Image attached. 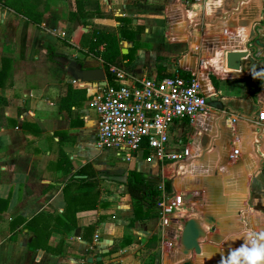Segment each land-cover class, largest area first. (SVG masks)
<instances>
[{"label": "crops", "instance_id": "crops-1", "mask_svg": "<svg viewBox=\"0 0 264 264\" xmlns=\"http://www.w3.org/2000/svg\"><path fill=\"white\" fill-rule=\"evenodd\" d=\"M75 1L45 0L41 21L33 22L27 21L17 6H13L14 0H0V198L7 201L6 209L0 212V264H146L143 251L140 250L137 260L128 250L135 242L131 233L142 224H148L152 217L136 218L125 182L110 177L124 173L115 172L109 165L108 152L116 154L115 151L99 148L95 143L96 113L90 102L98 85L81 81L68 65L104 68L101 57L91 49L95 25L113 26L117 32L121 27L124 31V36L120 31L118 35L120 52L125 53L124 58L121 55L120 66L125 80L175 73L184 75L190 73L188 67L202 73L206 69L208 72L202 78L210 81L217 99L223 104V109L218 110L225 114L218 122L209 118L206 126L209 128L208 125L211 127L214 123V129L206 130L201 137L202 154L198 160L202 165L207 164V168L202 169L200 165L195 174L190 173L181 181L185 174L178 172L183 161L172 163L177 168L171 189L184 193L187 202L186 213L179 220L182 234L185 218L198 223L204 220L209 223L208 227L215 224L213 231L205 228L211 236L215 234L216 222L208 217L212 214L218 219L216 201L229 202L230 206L232 200L243 195L245 206L239 207L238 212L248 209L247 180L246 194L237 192L234 198L224 192L228 193L223 186V182L226 185L224 179L230 177L224 170L229 166L228 160L238 171L242 166H238L240 162H246V167L250 168L248 161L252 155L250 162L252 160L255 168L248 176L252 175L256 184L264 177L261 170L264 165V118L259 117L264 109V92L260 95L264 84L257 97L254 95L262 77L254 73L260 71L264 62V0H239L241 7L254 3L255 8L234 21H223L222 25L218 18L209 16L207 0H86V10H99L104 16L94 12L71 20L70 10H75ZM260 6L263 7L261 13ZM212 10H216L215 5ZM178 26L181 29L173 33ZM195 36L197 43H194ZM224 42L230 47L252 48L251 56L242 59L239 70L228 69L220 56H216L217 50L222 52L220 47ZM216 58L217 61H213ZM221 67L231 75L221 74L218 70ZM247 77H250L249 86L243 95L232 80L242 83ZM228 80L232 82H226ZM246 101L251 106L241 103ZM213 108V112L219 113ZM184 125L192 128L185 144L188 146L193 138L200 139L195 134V124L189 119L172 124L169 140L171 135L179 138ZM228 126L231 136H228ZM243 135L253 136L252 141L243 139ZM248 140L251 147L246 145ZM177 141L181 142L180 138ZM227 146H230L229 153L223 154ZM169 147L175 150L174 146ZM234 148L239 149L237 153H233ZM258 149L261 152L258 153ZM138 157L119 158L133 161ZM139 158L144 159V156ZM212 164L213 177L208 174ZM104 167L112 170L105 171ZM94 179V186L90 183H87L89 187L77 185L81 180ZM197 181L205 184L199 185ZM66 184L69 185L65 187ZM67 207L70 208L68 213ZM76 207L80 209L75 213V224H71L72 211ZM84 207L86 209H81ZM189 209L192 210L187 211ZM240 219L244 224L242 217ZM242 227L240 232L228 234L225 239L231 245L222 246L220 252L222 248L242 244L243 239L237 236L249 231L248 227ZM127 229L132 232L126 233ZM205 229L196 237L198 244L214 243ZM162 236L164 243L159 264H178L175 262L176 249L170 253L174 246L169 248L165 243L163 225ZM194 253L189 250L183 259L191 261Z\"/></svg>", "mask_w": 264, "mask_h": 264}, {"label": "built area", "instance_id": "built-area-1", "mask_svg": "<svg viewBox=\"0 0 264 264\" xmlns=\"http://www.w3.org/2000/svg\"><path fill=\"white\" fill-rule=\"evenodd\" d=\"M188 70L189 78L175 73L125 80V72L111 65L110 71L116 75L119 84L115 86L107 82L105 86L98 85L90 102L96 113V145L102 149H113L125 159L144 156L146 161L164 158L191 160L186 168L197 162L194 159L202 154L201 137L210 129L206 126L208 118L212 116L213 121L218 122L225 113L218 109L215 110L219 113L213 112L214 108L208 104L210 93L202 85V71ZM259 117L264 118L263 110ZM183 119L195 124V134L200 139L193 138L191 145L177 153L168 145L169 130L172 124ZM238 150L234 148L233 153ZM168 198L167 192L163 191L160 202L163 234L166 245L169 248L174 246L170 253L176 249L177 254L183 248L180 242L182 224L179 220L186 213L184 206L187 202L184 193L172 195L171 203L167 201ZM184 255L176 258L175 262L183 264Z\"/></svg>", "mask_w": 264, "mask_h": 264}, {"label": "rangeland", "instance_id": "rangeland-1", "mask_svg": "<svg viewBox=\"0 0 264 264\" xmlns=\"http://www.w3.org/2000/svg\"><path fill=\"white\" fill-rule=\"evenodd\" d=\"M256 1L257 0H254L253 2H256ZM254 8H255L254 3H252L251 5L241 7L239 0H222V3L220 4V6L216 7V10H212L209 16H212L214 19L218 18L219 24L222 25L224 24L223 21H227V22L234 21L235 19L239 18V15L241 14L246 15L249 9L253 11ZM259 9L261 13L263 10V7L260 6ZM179 45L182 46V44H178V46ZM121 55H122V58H124L125 53ZM244 63H246V60L244 61ZM116 67L118 69H122L121 67H118V66ZM245 68H247V66H245ZM256 73H264V62H262L260 71ZM256 76L259 77L260 75H256ZM261 76H262L261 83L258 85L256 90L254 91L255 93L254 95H256V97H257L258 92L261 90L262 85L264 84V74H262ZM249 78L250 77L243 79L242 83H239L238 79L232 80L234 81L233 84L239 85V88L237 89H239L240 94L244 95L247 93L246 91H247V87L249 86L248 85ZM237 80L238 82H236ZM232 81L228 80L226 82L231 83ZM263 92L264 91H262L260 95L263 94ZM241 103L245 104L247 107L251 106V103L249 101L241 102ZM191 129H192L191 126L184 125L179 133L180 134L179 138L181 142L177 141L179 138H176L175 136L171 135L170 140H169L170 144L168 145L174 146L175 152L181 153L185 147V144L189 141V134H190ZM259 151L260 149H258L257 152L259 153ZM111 152H108L110 154L107 153L108 154L107 159H108L110 167L114 168L115 172L117 171L119 174H122L125 171H127L129 168H135V169L141 168L143 169L142 171L145 174V178L150 183V185L154 188H158L161 192V194L159 193L160 194L159 197H156L153 199L154 202L152 204H151L152 201H149V202L145 201V203H143L146 206H149L152 208V213H151L152 219L148 224L146 223H145L146 225L142 224L140 228H137L135 233H131L135 237V242L134 244H132L131 249L129 248L128 250L137 260H138L137 255H139L140 250H141V252L143 251V255L145 256L146 264H159V259L161 256V252L163 250V243H164V239L162 236L160 202L163 199L165 181H170V182L173 181L176 175L177 166H172V163L175 161H179L180 158H176V159L175 158H171V159L164 158L162 160H159L158 162L156 161L146 162L144 161V159L139 158L140 157L139 156L136 160L133 159V161H123L121 160V158H119L121 156L111 153ZM110 167L109 168L104 167V170L111 171L112 169ZM261 170L263 171V174H264V165L261 166ZM106 174H111V173H106ZM174 194H178V193L174 191L173 189H171L170 191H167V196H169L167 201H169V203H171V201L173 200L172 195ZM246 204L248 206V209L244 212H240L242 220L245 222L248 229L250 228L249 229L250 232L264 231V228H263L264 227V177L262 178V182L259 181L257 182V184L255 183V181L253 183L252 175L249 177L248 197L246 199ZM190 210L192 209H189L187 211H190ZM250 218L252 220H250ZM183 220L187 223V221L190 219L185 218ZM193 221L196 222L195 220ZM197 223L198 222H196L195 224ZM197 226L199 229L201 228L199 223L197 224ZM203 229L205 228L200 229V231H203ZM208 229L211 231L215 230V224L208 227ZM128 232H132V231L127 229L126 233ZM244 232L249 233V231L247 230H245ZM190 251L191 253H193L195 251V248L192 247Z\"/></svg>", "mask_w": 264, "mask_h": 264}, {"label": "trees", "instance_id": "trees-1", "mask_svg": "<svg viewBox=\"0 0 264 264\" xmlns=\"http://www.w3.org/2000/svg\"><path fill=\"white\" fill-rule=\"evenodd\" d=\"M13 6H17V9L23 13L28 19L27 21L33 22H40L43 12L45 11L44 1L45 0H14ZM17 2V3H16ZM88 3L86 0H76L75 1V10H70L69 19L73 20L79 16H86L89 14H93L94 12L97 13L98 16H104V12L102 11H91L90 9H85V5ZM96 7V6H95ZM118 32L120 31L123 34V30L121 27H118ZM116 27L109 26V25H95L93 30V41L91 42V49L94 51L95 55H98L103 60L104 69L106 72L107 81L109 84H113L117 86L119 81L114 73L110 71L111 65H116L118 67L122 64L121 59V52H120V37L118 35ZM99 45H102V48H99ZM129 55V52L127 53ZM126 54V55H127ZM184 76L187 78L190 77V73L186 72L183 73ZM172 75V74H169ZM163 77V76H160ZM74 91V90H73ZM72 90L69 91L71 94ZM122 177V175H121ZM123 181L122 179H120ZM92 186L96 185V179L94 180H81L77 184L78 187L84 186ZM69 184H66L68 186ZM126 190L130 194L133 200V207L135 212V217L138 219H148L152 216V208L146 206L145 201L149 202L152 201L151 204L154 202V198L159 197L161 194L158 188H154L150 185V183L146 180L145 174L142 171L136 169H129L127 171V180L125 181ZM77 187V188H78ZM164 191L171 190V182L165 181L164 183ZM96 192V191H95ZM160 193V194H159ZM6 202L4 199L0 198V203L2 207H0V212L6 209ZM145 205V206H144ZM86 206V205H84ZM80 208H75L72 211L73 214V222L71 224H75V213ZM86 209V207L81 208ZM70 210L67 207V213ZM71 225H69L70 227Z\"/></svg>", "mask_w": 264, "mask_h": 264}, {"label": "bare ground", "instance_id": "bare-ground-1", "mask_svg": "<svg viewBox=\"0 0 264 264\" xmlns=\"http://www.w3.org/2000/svg\"><path fill=\"white\" fill-rule=\"evenodd\" d=\"M176 14H177V12H176ZM175 15V14H174ZM173 15V16H174ZM177 16H179V15H177ZM176 18V17H175ZM180 18V17H179ZM180 24V23H179ZM180 26H178V28H179ZM181 28H179V29H177V30H174L173 31V33L174 32H176V31H178V30H180ZM244 34H246V36H248L247 35V33L245 32ZM245 36V37H246ZM197 39H198V37H196L195 36V40L196 41H194V43H197ZM234 43H230V45H233ZM223 45L225 46V42L223 43ZM192 47H195L193 44H192ZM223 47V46H222ZM222 47H220V48H222ZM220 48H218V49H220ZM223 49V48H222ZM216 56H220V54H221V51H219V50H217L216 51ZM184 61V60H183ZM189 61V60H188ZM213 61H217V58L215 59V60H213ZM216 64H217V62H215ZM217 66H218V64H217ZM217 66H215V68L217 69ZM221 66V65H220ZM219 66V67H220ZM186 67V66H185ZM188 68H191V69H193L192 67H188ZM229 69V68H228ZM204 70H206V69H204ZM218 70L221 72V74H224V75H231V72H229L227 69L226 70H224V68L223 67H221V68H218ZM202 75H203V73L201 74V78H202ZM206 78V77H205ZM204 81H205V79H204ZM203 80H201V82H202V85H203V87L205 88V90L208 92V93H212V92H214V90H213V88H212V85H211V83H210V81H208V82H204ZM263 100H264V95H263ZM209 118H212V116L211 117H209ZM208 118V119H209ZM208 121V120H207ZM212 121H210V122H208V124L209 123H211ZM250 124H251V122H249ZM242 124H243V122H242ZM244 126H245V124H243ZM209 126V128H213L214 129V123H213V125L210 127V124L208 125ZM212 129V130H213ZM211 130V129H210ZM210 130H208V131H210ZM244 137H245V139L247 140V139H249L250 141H252V139H253V136H251L250 138H247L248 136L247 135H243V139H244ZM209 140H210V138H209ZM230 140V139H229ZM249 140L248 141H246V145H248V146H252V144H251V142H249ZM209 143V142H208ZM210 144V143H209ZM251 144V145H250ZM206 147V146H205ZM229 147L230 146H227V147H225L226 148V150H224L225 152L223 153V154H226L227 153V151H228V153H229ZM208 149V148H207ZM205 151H207V150H205ZM253 151V150H252ZM252 154H253V152H252ZM223 157V156H222ZM250 159H252V155H250ZM250 159H249V163H248V165L250 166V170H248V168L246 167V165L245 164H247L246 162H240V163H238V166H241V168H239V170L237 171V170H234V169H236V166H235V168H234V165L231 163L230 164V160H228V163H229V166L228 165H226V167L224 168V170L225 171H228V173L230 174V177L232 176V177H235V179H236V181H235V185L237 184H239L238 186H236L235 188H234V190H231V189H233V187H230V186H228L227 185V183H226V185L224 184V182H223V186L225 187L226 186V189H227V191H228V193L224 190V192L227 194V195H230V194H232L233 195V197L234 198H237V196L236 195H238L237 194V192L239 193V194H246L245 192L247 191V189H246V187H247V185L245 186V184L248 182V175H249V173L251 174V171L255 168V166L253 167V165H251V162H252V160H251V162H250ZM195 160V159H194ZM197 160H198V158H197ZM196 160V161H197ZM200 160V159H199ZM197 161V162H195L193 165H191L189 168H186L190 163H191V160H183V162H181L182 163V165H180V170H179V172H178V174H185V177H184V175H183V177H181V181H185V179H186V177H188L187 175L188 174H190V173H192V174H195V170L197 169V168H200L199 166L201 165L202 166V169H206L207 168V164L206 165H202V164H200L201 163V161ZM204 160V159H203ZM226 161V160H225ZM254 161V160H253ZM214 162V161H213ZM256 162H257V159H256ZM219 163L218 162H216V164L214 163V165L215 166H217ZM253 164V163H252ZM213 164L212 165H210L209 166V172H208V174H209V176H212L213 177V175L215 174V173H213V170L211 171V169H212V167L214 166ZM195 166H197V167H195ZM214 168V167H213ZM191 169H192V171H191ZM215 169V168H214ZM188 170V171H187ZM222 172H223V170H221ZM211 172V173H210ZM244 173H247L246 175H247V182H245V183H240V178H241V176L242 175H244ZM235 174V175H234ZM178 177V176H177ZM205 177H206V175H205ZM220 177H224V175L223 176H220ZM201 178H202V180H203V177L201 176ZM197 183H199V185H202V184H205V182H202V183H200L199 181H197ZM228 183H234L233 181L232 182H228ZM193 184V186L194 185H196L195 183H192ZM198 185V184H197ZM203 186V185H202ZM206 186V185H205ZM234 186V185H233ZM207 191V190H206ZM210 192V191H209ZM225 194V195H226ZM209 196V195H208ZM244 197L245 196H243V195H241V196H239L238 197V199H236V200H232V202H233V204L232 203H230L231 205L229 206V202H222L221 200H219V201H216V204H217V206L219 207V208H217L218 209V211H217V213H218V219H216V220H214L215 222H216V227H217V230L218 231H216L215 232V235H212L211 236V232H209L208 233V230H206V232L208 233V238L210 239V241L211 242H214V243H208L207 245H209V246H206L204 249L206 250L205 252H206V254H209V255H206V258H205V260H209V259H207V257L208 256H211L212 257V259H210V261H211V263H213V264H216V260H218V262L220 261V259H221V255H227V253H228V250L230 249V248H232V247H228V248H224V250H223V248H222V252H220L219 251V248H221L222 246L223 247H227V246H229V245H231V243L229 242V241H227V239H225L227 236H228V234H230L231 232H234V231H237V232H240V230H243L242 228V226H245V228L247 227L246 226V224L244 223L243 224V222H241V217H240V215H241V213L240 212H238V208L239 207H244L245 205H244ZM246 197H247V195H246ZM196 198V197H195ZM209 198V197H208ZM229 198V197H228ZM240 199V200H239ZM238 200L240 201V203H238ZM196 202H197V199L195 200ZM238 203V204H237ZM198 204V203H197ZM240 204H243V206L242 205H240ZM196 205V204H195ZM198 206V205H197ZM212 206V205H211ZM246 209V208H245ZM204 210V209H203ZM220 210V211H219ZM200 212H202V211H200ZM205 212V211H204ZM211 213V212H210ZM204 214V213H203ZM202 214V215H203ZM250 214V213H249ZM199 215V214H198ZM212 215V214H211ZM252 215V214H251ZM200 216V215H199ZM197 217V216H196ZM195 217V218H196ZM214 217V216H213ZM194 218V217H193ZM237 218L239 219V221L237 220ZM250 220H252L251 218H250ZM249 220V221H250ZM196 221V220H195ZM199 221V220H198ZM197 222V221H196ZM195 222V223H196ZM201 222H203L204 224H200ZM199 224H200V226H201V228L200 229H202V228H206L207 229V227H208V224H207V222H205L204 220L203 221H201ZM198 224V223H197ZM196 224V225H197ZM199 226V225H198ZM197 226V227H198ZM207 226V227H206ZM264 228V227H263ZM199 229V230H200ZM211 229V228H210ZM250 229V228H249ZM204 230V229H203ZM245 230V229H244ZM250 231V230H249ZM244 232V231H243ZM214 233V232H213ZM216 233H218V234H216ZM242 233V232H241ZM245 236V234H240V235H238L237 236V238H239V239H241V238H243ZM225 239V240H224ZM224 240V241H223ZM242 240V239H241ZM240 240V241H241ZM225 242V243H224ZM222 243H224V244H222ZM243 243V242H242ZM224 245H227V246H224ZM234 248V247H233ZM179 256H177L176 255V258H178ZM194 260H195V253L193 254V259L191 260V262L194 264ZM201 260V264H203V258L202 259H200ZM218 264V263H217Z\"/></svg>", "mask_w": 264, "mask_h": 264}, {"label": "water", "instance_id": "water-1", "mask_svg": "<svg viewBox=\"0 0 264 264\" xmlns=\"http://www.w3.org/2000/svg\"><path fill=\"white\" fill-rule=\"evenodd\" d=\"M223 46V47H222ZM222 52L220 54V61L223 62L226 67L231 68L233 70H239L241 68V64H242V59L246 58V57H250V52L248 48H236V47H230L227 45H221ZM126 50L122 49V52H125ZM69 67L71 68V70L73 71L74 75L80 79L81 81H89V82H94L97 85H102L105 86L107 84V79H106V73L103 67L101 66H96V67H83L80 64H76V63H68ZM208 71L204 70L203 74L206 75ZM204 79H206L205 77L201 78V80L204 81ZM205 82V81H204ZM207 101L208 104L212 107H215L219 110L223 109V104L221 103V101H219L217 99V95L216 92L214 91L212 94L210 93V95L207 97ZM228 129V136L232 135L231 129L229 128V126L227 127ZM250 170V169H249ZM111 178L114 179H122L124 182L127 180V172H124V174L121 176H110ZM240 183H245L247 180V176L246 173H244V175L241 176L240 178ZM224 181L227 183L228 186L233 187L234 190V186L235 185V181L236 179L233 177H229L227 176ZM234 182V183H228V182ZM237 196V195H236ZM240 196V195H239ZM240 200V199H239ZM240 203V201H239ZM242 205V204H240ZM208 220L210 221H214L215 218L213 216H209ZM199 228L197 227V225L195 224V222L190 219L187 221V223L184 226L183 229V234H182V249H179V251L177 252V256H179L178 258H181L183 254L188 253V251L194 247L195 248V261L194 264H201V260L203 258V264H213L211 263L210 260H205L206 255V250L204 249L208 243H203V244H198L196 237L199 233ZM242 234H247V232H243ZM215 235V234H212ZM216 264L218 263V260L215 261ZM183 264H193L190 260H185L183 262Z\"/></svg>", "mask_w": 264, "mask_h": 264}, {"label": "clouds", "instance_id": "clouds-1", "mask_svg": "<svg viewBox=\"0 0 264 264\" xmlns=\"http://www.w3.org/2000/svg\"><path fill=\"white\" fill-rule=\"evenodd\" d=\"M222 0H207L206 7L209 12L212 6L219 7ZM264 73H254L262 75ZM238 247L230 248L227 255H221L218 264H264V231L249 232ZM207 259H212L208 256Z\"/></svg>", "mask_w": 264, "mask_h": 264}, {"label": "flooded vegetation", "instance_id": "flooded-vegetation-1", "mask_svg": "<svg viewBox=\"0 0 264 264\" xmlns=\"http://www.w3.org/2000/svg\"><path fill=\"white\" fill-rule=\"evenodd\" d=\"M252 48H249V51L251 50Z\"/></svg>", "mask_w": 264, "mask_h": 264}]
</instances>
